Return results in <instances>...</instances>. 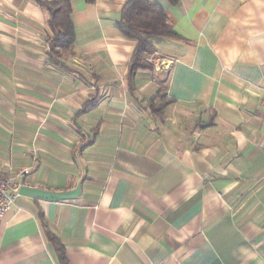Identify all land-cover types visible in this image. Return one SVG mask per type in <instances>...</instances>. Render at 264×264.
Returning a JSON list of instances; mask_svg holds the SVG:
<instances>
[{
    "label": "crops",
    "instance_id": "0c3cea01",
    "mask_svg": "<svg viewBox=\"0 0 264 264\" xmlns=\"http://www.w3.org/2000/svg\"><path fill=\"white\" fill-rule=\"evenodd\" d=\"M129 1L73 0L56 58L48 12L0 0V264H264V0H147L178 37L134 72Z\"/></svg>",
    "mask_w": 264,
    "mask_h": 264
},
{
    "label": "trees",
    "instance_id": "16d2710c",
    "mask_svg": "<svg viewBox=\"0 0 264 264\" xmlns=\"http://www.w3.org/2000/svg\"><path fill=\"white\" fill-rule=\"evenodd\" d=\"M38 5L49 14L48 25L51 31L52 56L59 57L60 54L69 49L75 41V29L71 19L73 0H35ZM93 2L94 0H87ZM175 1V0H171ZM121 23L123 34L137 41L132 60V72L139 68L148 66L146 55L156 52L151 43L153 38H177L178 35L168 22L164 10L147 0H130L125 6ZM164 82L157 95L150 101L149 109L155 115H161L163 109L171 103L167 96V86ZM94 107L89 103L84 111ZM50 239L57 245L60 257L64 256V249L56 238Z\"/></svg>",
    "mask_w": 264,
    "mask_h": 264
},
{
    "label": "built area",
    "instance_id": "2783aa9c",
    "mask_svg": "<svg viewBox=\"0 0 264 264\" xmlns=\"http://www.w3.org/2000/svg\"><path fill=\"white\" fill-rule=\"evenodd\" d=\"M151 64L153 63L152 59L148 60ZM28 173V170H23L19 173L20 177L25 176ZM19 183L15 178H8L0 174V219L4 218L8 214L20 193Z\"/></svg>",
    "mask_w": 264,
    "mask_h": 264
},
{
    "label": "rangeland",
    "instance_id": "374dc122",
    "mask_svg": "<svg viewBox=\"0 0 264 264\" xmlns=\"http://www.w3.org/2000/svg\"><path fill=\"white\" fill-rule=\"evenodd\" d=\"M146 58H147V61H148L149 59H152V58H153V54H151V55H146ZM148 64H151V63L148 61Z\"/></svg>",
    "mask_w": 264,
    "mask_h": 264
}]
</instances>
